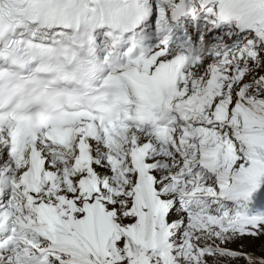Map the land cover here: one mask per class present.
<instances>
[{
  "label": "snow or ice",
  "instance_id": "6c2138e0",
  "mask_svg": "<svg viewBox=\"0 0 264 264\" xmlns=\"http://www.w3.org/2000/svg\"><path fill=\"white\" fill-rule=\"evenodd\" d=\"M0 264H264V0H0Z\"/></svg>",
  "mask_w": 264,
  "mask_h": 264
}]
</instances>
